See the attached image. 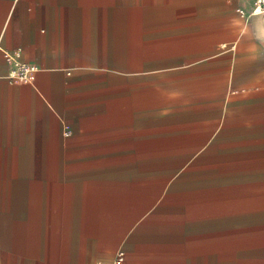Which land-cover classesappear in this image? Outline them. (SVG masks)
Instances as JSON below:
<instances>
[{
    "label": "crops",
    "instance_id": "0c3cea01",
    "mask_svg": "<svg viewBox=\"0 0 264 264\" xmlns=\"http://www.w3.org/2000/svg\"><path fill=\"white\" fill-rule=\"evenodd\" d=\"M252 3L0 0V264H264Z\"/></svg>",
    "mask_w": 264,
    "mask_h": 264
},
{
    "label": "built area",
    "instance_id": "2783aa9c",
    "mask_svg": "<svg viewBox=\"0 0 264 264\" xmlns=\"http://www.w3.org/2000/svg\"><path fill=\"white\" fill-rule=\"evenodd\" d=\"M238 12L243 15L245 11L243 8L238 7ZM253 13H263L264 14V0H253L252 8L249 11V15ZM3 55L7 62L9 63L8 69V77L10 79H18L29 81L33 75V73L37 70L38 66L33 62H28L21 60L19 57V48L14 50H4ZM124 259V250L122 248H118L115 251V255L113 258L114 264H121ZM91 264H100L98 261Z\"/></svg>",
    "mask_w": 264,
    "mask_h": 264
},
{
    "label": "rangeland",
    "instance_id": "374dc122",
    "mask_svg": "<svg viewBox=\"0 0 264 264\" xmlns=\"http://www.w3.org/2000/svg\"><path fill=\"white\" fill-rule=\"evenodd\" d=\"M256 180H258V183H260L261 181H264V178H262V179L257 178Z\"/></svg>",
    "mask_w": 264,
    "mask_h": 264
}]
</instances>
